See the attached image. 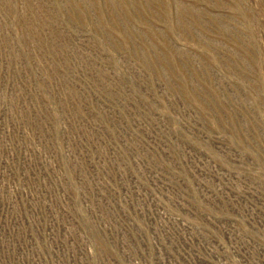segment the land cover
Masks as SVG:
<instances>
[{
  "label": "rangeland",
  "instance_id": "1",
  "mask_svg": "<svg viewBox=\"0 0 264 264\" xmlns=\"http://www.w3.org/2000/svg\"><path fill=\"white\" fill-rule=\"evenodd\" d=\"M0 264H264V0H0Z\"/></svg>",
  "mask_w": 264,
  "mask_h": 264
}]
</instances>
